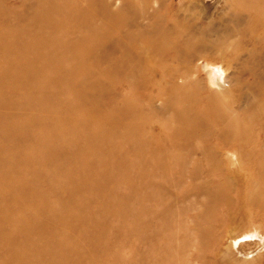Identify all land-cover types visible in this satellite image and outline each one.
I'll use <instances>...</instances> for the list:
<instances>
[{"label": "rangeland", "instance_id": "1", "mask_svg": "<svg viewBox=\"0 0 264 264\" xmlns=\"http://www.w3.org/2000/svg\"><path fill=\"white\" fill-rule=\"evenodd\" d=\"M243 229L264 0H0V264H230Z\"/></svg>", "mask_w": 264, "mask_h": 264}, {"label": "bare ground", "instance_id": "2", "mask_svg": "<svg viewBox=\"0 0 264 264\" xmlns=\"http://www.w3.org/2000/svg\"><path fill=\"white\" fill-rule=\"evenodd\" d=\"M225 10H227V9H225ZM221 12H223V11H221ZM214 80H215V83L220 82L219 79H217L216 77ZM220 88L222 89V87H220ZM234 221H236V220H234ZM246 230L247 229H243L241 231L231 230L227 233L225 242L223 244V247H224L223 256H226L228 258V261L230 264H264V238H262L258 234H255V232H253L254 230L253 231H251L250 229H248V231H246ZM258 239H259V241H258ZM220 255H221V253H220ZM221 264H223V263H221Z\"/></svg>", "mask_w": 264, "mask_h": 264}]
</instances>
